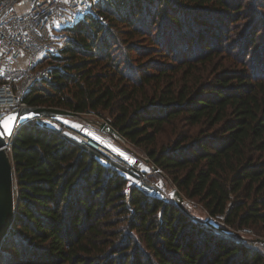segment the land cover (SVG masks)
<instances>
[{"label":"trees","instance_id":"1","mask_svg":"<svg viewBox=\"0 0 264 264\" xmlns=\"http://www.w3.org/2000/svg\"><path fill=\"white\" fill-rule=\"evenodd\" d=\"M261 1L97 0L23 97L107 121L116 142L241 236L144 194L125 160L36 118L9 149L15 216L0 264L264 263Z\"/></svg>","mask_w":264,"mask_h":264},{"label":"built area","instance_id":"2","mask_svg":"<svg viewBox=\"0 0 264 264\" xmlns=\"http://www.w3.org/2000/svg\"><path fill=\"white\" fill-rule=\"evenodd\" d=\"M90 9L91 0H0V116L28 106L23 101L25 93L36 81L49 77L48 61L61 48L55 23L69 15L62 20L61 28L70 27ZM71 137L107 160H121L94 136L78 130ZM142 162H127L129 170L124 172L132 174L131 180L144 194L175 203L172 188L166 193L161 184L147 181L151 173L161 170L154 169L146 158ZM190 202L185 199L187 208L191 207Z\"/></svg>","mask_w":264,"mask_h":264},{"label":"water","instance_id":"3","mask_svg":"<svg viewBox=\"0 0 264 264\" xmlns=\"http://www.w3.org/2000/svg\"><path fill=\"white\" fill-rule=\"evenodd\" d=\"M1 114V113H0ZM17 116L14 125L11 128L10 134L0 135V245L7 235L9 228L11 227L15 216V197H14V168L11 156L9 154L10 145L17 129L24 123L36 118H50L58 116H78L82 117L88 122L94 123L101 133L110 136L114 140L125 141L122 135L112 127L107 121L99 120L96 118L89 119L84 114L74 112L71 110L46 107V106H25L15 108L1 116L13 115ZM147 162H150L146 158ZM153 165V164H152ZM153 168L158 170L156 165ZM171 195L174 197V201L178 207L185 209V197L182 192L173 187ZM200 220V219H199ZM205 224L211 225L216 229L224 231L227 234L234 236H241L239 232L225 230L215 218L207 216L202 220ZM258 241L264 243V238H258ZM264 264V263H263Z\"/></svg>","mask_w":264,"mask_h":264},{"label":"crops","instance_id":"4","mask_svg":"<svg viewBox=\"0 0 264 264\" xmlns=\"http://www.w3.org/2000/svg\"><path fill=\"white\" fill-rule=\"evenodd\" d=\"M29 1V0H28ZM65 18V17H64ZM63 19H58L59 21H57L55 23V30L57 35L59 36L60 33V29L62 26V20ZM61 23V24H60ZM66 117V116H64ZM71 117L74 119H79L80 122L73 123V120H68V122H64L63 117H56L53 119V123L55 122V124H59V125H63V126H67V127H72V128H77L80 131H83L91 136L96 137L99 141H101L108 149H110L113 153H115L118 157H120L121 159L127 161V162H136V163H142L144 164L141 159H138L136 156H134V154L127 148H125L124 146H121L118 142H116L114 139H112L110 136L101 133L98 129V127L92 123V122H88L87 120H85L82 117H78V116H67L66 118ZM54 124V125H55Z\"/></svg>","mask_w":264,"mask_h":264},{"label":"rangeland","instance_id":"5","mask_svg":"<svg viewBox=\"0 0 264 264\" xmlns=\"http://www.w3.org/2000/svg\"><path fill=\"white\" fill-rule=\"evenodd\" d=\"M97 0H91V8H92V5H93V3L94 2H96ZM248 1V3H249V5H251V3L253 2V1H255V0H247ZM259 3H262V1L261 0H259ZM248 5V6H249ZM260 5V4H259ZM69 17V15H66L65 16V19H67ZM65 19L63 20V22L65 21ZM62 22V23H63ZM61 24V23H60ZM60 29V31H59V33H60V35H59V37H58V40H59V42L57 43L58 44V47H61L62 45H63V43H64V40H63V28H59ZM58 52H59V50H58ZM49 62V61H48ZM86 117H88L89 119H92V118H94L93 117V115H90V114H84ZM58 117H63V120H64V122H68V120H73V118H71V117H68V118H66V117H64V116H58ZM74 122L73 123H70V122H68L69 124H74V123H77V122H80V120L79 119H74L73 120ZM50 124L52 125V126H55V127H64V129H65V132L67 133V134H69L70 136H72L76 131H78V129L77 128H72V127H67V126H63V125H59L58 123L57 124H55V122L53 123V122H50ZM55 124V125H54ZM143 160V159H142ZM153 174H155V176L156 177H154V176H148L147 177V181H151V182H155V183H158V184H161V186L163 185V187H164V190H165V192L167 193L168 191H169V189H171V188H173V187H175L173 184H171V182L167 179V178H165L164 177V175L163 174H161V173H153ZM127 176H130V179H131V176H132V174H130V173H127ZM158 181H160V182H158ZM168 188V190L166 191V189ZM185 197V196H184ZM185 199L186 200H189V199H187L186 197H185ZM190 201H192V200H189V202ZM190 206L191 207H188V210H189V212H190V214L191 215H195V216H197V217H200V218H202V219H205L206 218V214L201 210V208H200V205L199 204H197L196 202H190ZM199 220V219H198ZM201 220V219H200ZM218 222V221H217ZM262 245V244H261ZM263 251H264V244H263Z\"/></svg>","mask_w":264,"mask_h":264},{"label":"snow or ice","instance_id":"6","mask_svg":"<svg viewBox=\"0 0 264 264\" xmlns=\"http://www.w3.org/2000/svg\"><path fill=\"white\" fill-rule=\"evenodd\" d=\"M16 119L17 116L15 114L0 116V135L10 134Z\"/></svg>","mask_w":264,"mask_h":264},{"label":"bare ground","instance_id":"7","mask_svg":"<svg viewBox=\"0 0 264 264\" xmlns=\"http://www.w3.org/2000/svg\"><path fill=\"white\" fill-rule=\"evenodd\" d=\"M206 219V218H205Z\"/></svg>","mask_w":264,"mask_h":264}]
</instances>
